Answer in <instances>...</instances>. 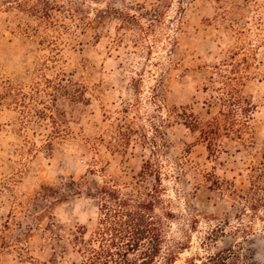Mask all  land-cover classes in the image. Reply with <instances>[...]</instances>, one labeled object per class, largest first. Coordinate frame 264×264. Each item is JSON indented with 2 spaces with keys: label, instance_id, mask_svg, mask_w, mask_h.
Masks as SVG:
<instances>
[{
  "label": "rangeland",
  "instance_id": "obj_1",
  "mask_svg": "<svg viewBox=\"0 0 264 264\" xmlns=\"http://www.w3.org/2000/svg\"><path fill=\"white\" fill-rule=\"evenodd\" d=\"M59 1L76 18L54 13L38 33L27 14L0 10V264H83L74 239L98 227L91 189L152 193L156 179L141 174L157 164L140 137L147 117L130 113L140 131L129 144L116 125L120 90L156 113L147 103L155 86L169 109L186 113L170 115L158 158L175 213L169 239L184 248L177 264L237 245L264 264V219L245 202L255 182L264 185V0ZM143 8L163 15L155 34L122 24ZM139 36L144 44H133ZM231 94L252 105L249 128L221 129L211 149L202 132L213 119L225 125Z\"/></svg>",
  "mask_w": 264,
  "mask_h": 264
},
{
  "label": "trees",
  "instance_id": "obj_2",
  "mask_svg": "<svg viewBox=\"0 0 264 264\" xmlns=\"http://www.w3.org/2000/svg\"><path fill=\"white\" fill-rule=\"evenodd\" d=\"M3 9L18 11L35 19L36 25L31 26V30L35 33H38V27L54 25V13L65 12L72 19L76 18L74 14L77 13L72 5H65L59 0H0V10ZM156 13L154 9L146 11L144 8L139 15L127 13L123 16L122 24L128 28L135 26L143 36H149L155 34L158 29L156 24H162L163 15ZM145 17L154 19L144 26L141 21L146 20ZM117 41L122 42L123 38L119 37ZM144 42V37L141 36L132 41L137 45H142ZM149 46L146 48L151 52L152 47ZM141 84V80L132 79L130 86L136 93L142 94ZM159 84L164 87L163 81H159ZM151 91L147 103L148 107L153 106L156 109V113L149 112L140 98L135 102L128 101L125 97V90H120L124 105L123 118L119 120L116 128L119 137L129 144L132 136L138 135L140 131L136 128L139 118H130V113H143L147 117L149 130L142 128L143 133L140 137L144 143L147 142L152 147L157 164L154 160L147 161L141 174L142 177L153 176L157 185L154 186L152 193L145 197L138 191H124L110 183L91 189L99 211L98 227L90 240H86L84 235L74 239L79 244L80 253L85 258L83 264H177L180 251L184 249L183 245L171 244L169 239L170 221L175 213L170 208V202L165 199L167 190L163 185L162 169L158 164V158L161 148L167 145L166 135L162 128L171 123L172 116L170 115L175 113L178 118H182V116L186 117V113L185 111L175 112L178 111L177 108L169 109L163 97L159 95L156 86L152 87ZM1 98L0 95V106ZM230 98L225 105L227 112L221 113L225 118V125H222L220 119H213L207 129L202 132L203 138L210 144L211 149L214 141L220 136L221 129L225 130L227 135L240 136L241 129L249 128L252 105L235 99L233 94ZM159 112L165 113L169 119L159 116ZM238 114L244 118L243 121L237 119ZM187 125L197 127L194 122ZM149 131L151 135L148 134ZM249 193L250 197L245 201L249 206V212H252L259 220L264 219L258 217L257 214L260 209L264 210V185L255 182L249 189ZM247 210H244L245 215L248 214ZM243 234V238L248 240L247 232L243 231ZM191 264H254V261L249 250L237 245L211 254L201 259L200 263L192 262Z\"/></svg>",
  "mask_w": 264,
  "mask_h": 264
}]
</instances>
